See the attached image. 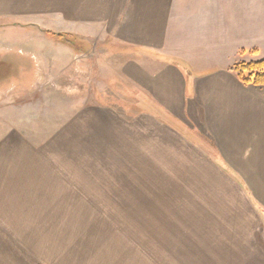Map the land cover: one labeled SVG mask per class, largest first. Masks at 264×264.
Here are the masks:
<instances>
[{
	"label": "crops",
	"instance_id": "crops-1",
	"mask_svg": "<svg viewBox=\"0 0 264 264\" xmlns=\"http://www.w3.org/2000/svg\"><path fill=\"white\" fill-rule=\"evenodd\" d=\"M260 1L0 0V23L16 30L8 37H34L23 31L25 23L44 26L53 38H84L97 23L94 37L128 53L121 70L136 106L130 120L100 103L70 107L60 125L57 119L41 121L47 130H36L37 142L21 122L0 142L1 214L19 220L22 214L63 213L72 224L81 221L76 215H87L89 223L95 209L128 213L129 254L91 255L84 248L27 254L20 240L0 238V264H264V86L245 85L230 69L252 51L262 52L254 9ZM43 64L40 70L49 68ZM149 102L204 135L219 151L215 160L245 188H212L216 175L194 174L180 179L189 183L182 189L139 194L140 182L154 180V161L164 164L155 150L168 151L171 130L176 132L143 109ZM139 132L145 144L139 145ZM175 146L182 157L196 145L182 139ZM188 157L190 165L201 164L196 153ZM215 160L206 162L216 168ZM201 182L210 185L199 188ZM103 197L126 210L85 201ZM52 198L66 199L63 207L42 206Z\"/></svg>",
	"mask_w": 264,
	"mask_h": 264
},
{
	"label": "rangeland",
	"instance_id": "rangeland-1",
	"mask_svg": "<svg viewBox=\"0 0 264 264\" xmlns=\"http://www.w3.org/2000/svg\"><path fill=\"white\" fill-rule=\"evenodd\" d=\"M254 9L255 20L260 24V35L263 36L264 0L260 1V5H255ZM9 24L0 23V142L10 131L17 132L19 122L23 124L19 126H23L27 136L36 141L35 137L41 132L36 130L40 128L45 130L47 127L41 121L57 119L60 125L66 120L63 111L65 113L70 107L75 111L100 103L113 106L124 120H130L131 115L135 114V100L134 97L131 99L128 79H125L121 70L124 61L128 59V53L122 45H112L109 39L102 36L94 37L95 30H92V27L97 23L90 25V37H76L64 33L59 39L53 38L51 35L54 32L45 30L44 26L41 30L38 26L25 23L22 24L25 29L23 31L33 33L34 37L23 36L25 34L23 32L22 35H18L19 37H8L7 35L16 31L11 30L12 24ZM77 28L81 31L80 26ZM4 32L9 33L5 35ZM261 49L259 56H254L257 53L252 51L250 59L243 58L241 61L264 59V45ZM41 64L49 65V68L40 70ZM143 109L151 111L160 123L169 125L176 132L171 130L168 151L155 150V159L164 158V164H157L156 161L159 160L154 161V180L146 179L140 182L137 188L139 194L150 189H182L183 184L189 183H181L180 179L191 178L194 174L216 175L217 181L211 183L212 188L226 190L244 187L243 182L234 175L235 172L223 162L218 163L215 160L220 157L219 151L204 135L177 120L175 122L154 102L147 103ZM62 116L64 118H61ZM52 130L53 128L48 130L50 134ZM46 134L48 136V133ZM158 138L161 140L159 136ZM182 139L196 146L189 151L185 150L186 155L181 157V150L177 151L175 143L182 142ZM44 140L45 137L38 141ZM145 140V136L139 132V145L145 144ZM158 144L155 142V146ZM197 146L201 148L198 150ZM193 153L201 158L200 165H190V161L185 160V157L189 159L188 155L191 156ZM138 154L141 160L140 157L144 154L142 151ZM209 157L215 160L216 168L206 162ZM141 173L145 176L144 172ZM225 173L232 175L235 181L232 182L223 176ZM208 185L210 184L207 182H201L199 188H207ZM63 200L66 199H44L42 206L63 207ZM94 200L102 201L110 210H113L117 204V199L115 201L112 197L85 199L87 202ZM139 204L145 205L141 202ZM93 208L90 207L89 210L94 211ZM119 208L115 207V209ZM120 209L126 210V208ZM98 210L95 209L98 213H90L89 223L85 220L87 215H76L81 221L72 224H66L67 215L69 218L71 216L63 213L22 214L19 220H12L11 215L0 213V238L14 239L11 243L16 244L20 240V243L25 244L27 254L49 251L55 253L57 250L67 253L71 249L84 248L91 255L109 252L128 255L129 214L124 212L106 214ZM79 244L84 245L77 247Z\"/></svg>",
	"mask_w": 264,
	"mask_h": 264
},
{
	"label": "trees",
	"instance_id": "trees-1",
	"mask_svg": "<svg viewBox=\"0 0 264 264\" xmlns=\"http://www.w3.org/2000/svg\"><path fill=\"white\" fill-rule=\"evenodd\" d=\"M230 69L243 84L264 86V59L239 61ZM171 118L176 122V119Z\"/></svg>",
	"mask_w": 264,
	"mask_h": 264
}]
</instances>
